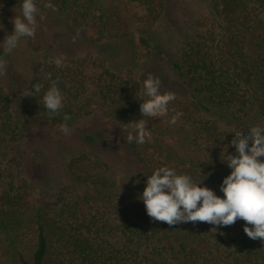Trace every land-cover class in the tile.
I'll return each instance as SVG.
<instances>
[{
  "label": "trees",
  "instance_id": "trees-1",
  "mask_svg": "<svg viewBox=\"0 0 264 264\" xmlns=\"http://www.w3.org/2000/svg\"><path fill=\"white\" fill-rule=\"evenodd\" d=\"M45 2L36 0L44 19L37 17L34 37L23 38L38 57L25 89L40 84L41 93L22 92L21 98L51 130L60 132L68 114L86 150L67 162L76 188L53 202L37 196L17 151L31 124L15 115L0 85V264H264V242L246 236L243 220L224 228L204 222L169 226L150 220L136 199L147 175L161 166L222 196L219 186L230 169L221 153L227 146L228 153L234 151L236 132L247 136L249 127L264 126V0L211 1L217 11L196 21L191 37L169 59L185 95H175L167 116L144 118L151 140L129 144L121 137L128 180L112 167L120 163L115 132L127 135L130 122L142 118L139 82L131 72H111L101 57L74 52L83 43L117 39L132 40L137 60L158 51L151 31L166 10L164 0H51L55 11L44 8ZM19 14L20 0H0V37L12 32L11 20ZM58 15L67 29L48 43L47 33H57ZM54 57L63 58L62 68ZM4 60L12 76L7 55ZM53 81L64 104L49 117L41 96ZM176 112L182 115L170 125ZM96 146L93 156L87 148Z\"/></svg>",
  "mask_w": 264,
  "mask_h": 264
},
{
  "label": "clouds",
  "instance_id": "clouds-1",
  "mask_svg": "<svg viewBox=\"0 0 264 264\" xmlns=\"http://www.w3.org/2000/svg\"><path fill=\"white\" fill-rule=\"evenodd\" d=\"M43 6L56 10L51 0H46ZM37 17L44 19L36 0H20V14L11 20L12 32L0 42L3 53L0 55V76L4 75L6 68L4 56L17 49L23 38L34 37L38 27ZM62 59L54 57L53 63L62 68ZM159 87V78L151 74L143 80L142 95L145 99L139 104L142 118L130 122L132 126L126 135L127 143L143 145L146 140H151L152 133L145 117L168 115V105L175 100V95L171 92L161 93ZM39 93L41 85L34 84L24 90L23 96L36 97ZM41 102L49 117L60 114L64 97L55 81L43 92ZM180 115L182 113L176 112L167 122L174 125ZM70 119L68 114H64L63 123L59 125V131L65 135L70 132ZM248 130L247 136L240 131L234 134L235 138L230 142L233 152L228 153L226 145L221 153V161L230 169L219 186L222 196L174 168L161 166L152 171L147 176L143 191L136 198L142 201L150 220L165 222L169 226L204 222L215 228H224L240 219L245 222L242 230L249 239L264 242V126H251Z\"/></svg>",
  "mask_w": 264,
  "mask_h": 264
},
{
  "label": "rangeland",
  "instance_id": "rangeland-1",
  "mask_svg": "<svg viewBox=\"0 0 264 264\" xmlns=\"http://www.w3.org/2000/svg\"><path fill=\"white\" fill-rule=\"evenodd\" d=\"M212 0H164L166 7L162 17L154 25L151 36L158 43L159 50L152 49L137 60L133 54V42L129 39L107 40L97 44H81L74 52L75 57H101L111 72L124 75L131 72L139 82V94L143 97V80L151 74L160 80V92L170 91L174 95L184 96L185 87L180 76L171 68L169 59L174 57L182 42L191 37L195 31L196 21L211 15V11H217ZM171 7V8H170ZM57 33H47V40H57L63 30L64 19L56 17ZM6 35L0 37V42ZM58 41V40H57ZM24 39L19 42L17 49L7 55L13 71V75L0 76V85L10 95L13 112L18 118H29L31 129L28 137L17 147L21 157L24 158L25 172L32 181L36 195L41 199L53 202L62 191H70L75 187L74 180L67 173V162L70 157H75L86 146L82 143L80 134L82 131L70 129L69 134L51 130L39 118L36 111L25 106L21 98L28 80L30 69L37 63L38 57L25 45ZM49 45V44H45ZM143 102V100H142ZM119 137L117 147L120 163L112 164L118 177L127 179L130 174V166L124 163L126 154L123 149V139L126 135L123 131L115 132ZM94 156L98 153V147L87 148ZM122 162V163H121ZM142 177H146L144 171ZM134 178V175H132ZM148 176V175H147ZM147 179V177H146ZM128 180V179H127ZM76 188V187H75ZM68 194V193H67ZM238 220V219H237ZM236 220V221H237Z\"/></svg>",
  "mask_w": 264,
  "mask_h": 264
}]
</instances>
